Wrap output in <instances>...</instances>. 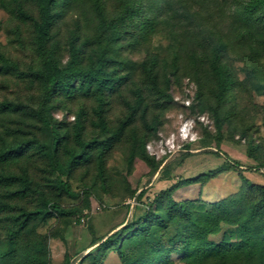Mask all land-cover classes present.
<instances>
[{
    "label": "rangeland",
    "instance_id": "rangeland-1",
    "mask_svg": "<svg viewBox=\"0 0 264 264\" xmlns=\"http://www.w3.org/2000/svg\"><path fill=\"white\" fill-rule=\"evenodd\" d=\"M121 1H105L107 18L116 12ZM136 1L142 17L154 21L141 38H127L118 44L117 54L127 61L130 76L126 84L108 94L107 126L115 128L126 117V103L132 104V90L140 86V63L151 56L158 58L159 82L171 101L154 108V97L144 91V118L138 114L121 140L104 156L106 182L99 177L95 156L68 176H60L76 196L56 188L59 176L49 171L42 158L28 154L17 164L0 165V171L26 170L32 180V191L24 199H5L6 191L0 188V202L10 207L0 212V251L6 249L10 216L19 209H35L42 198L56 201L70 215L53 214L44 220H33L20 237V246H30L42 238L46 242L47 264H93L90 258L80 260L87 252L95 251L92 243H99L122 226L142 218L149 208L162 212L163 206L152 201L179 178L206 173L223 163L231 165V170L206 183L183 186L173 192L175 201H193L195 209L203 210L243 192L241 176L249 183L264 186V77L248 58L250 51L256 50L255 65L264 70L262 20L258 16L252 22L245 20L243 7L248 0ZM23 7L30 20L19 19L10 0H0V54L10 62L0 63V102L32 109L46 107L51 119L62 122L69 130L76 112L84 109V138L99 136L93 126L95 102L90 95L45 101L43 86L32 76L40 65L33 34L37 10L26 0ZM95 23L87 0H80L63 12L52 29V41L60 47L62 64L67 59L69 40L76 37L79 43L91 39ZM213 49L219 50L220 63L232 79L225 104L219 110L223 119L219 135L212 114L216 84L209 65ZM91 51L92 46L88 45L85 57ZM0 135L7 141L12 135L47 141L39 122L13 113L0 115ZM133 149L136 152L130 162ZM234 232V225L221 224L218 233L207 238L215 244L225 239L233 242ZM169 263L187 264L175 253L170 254ZM101 264L122 263L110 250Z\"/></svg>",
    "mask_w": 264,
    "mask_h": 264
},
{
    "label": "trees",
    "instance_id": "trees-1",
    "mask_svg": "<svg viewBox=\"0 0 264 264\" xmlns=\"http://www.w3.org/2000/svg\"><path fill=\"white\" fill-rule=\"evenodd\" d=\"M26 1L32 3L37 10L33 34L35 53L40 58V65L32 72V76L43 86L45 101L90 95L95 102L92 110L93 126L100 135L84 138L87 117L84 109L76 112L69 130L62 122H54L46 107L32 109L2 101L0 115L19 114L39 122L47 141H40L35 136L20 139L15 135L7 141L0 135V165L17 164L28 154L42 158L49 171L59 176L56 188L70 196H76L68 182L62 181L60 176H68L95 156L99 177L103 183L106 182L104 156L121 140L138 114L140 118H144L147 110L144 91L154 97V108H160L171 101L170 94L159 82L158 58L151 56L140 63V86H135L132 90V104L126 103V117L115 128L107 126L105 112L108 94L126 84L130 76L126 70L127 61L117 54L118 44L127 38H141L152 28L154 20L142 17L136 0L121 1L116 12L109 18L106 16V0H87L96 18L93 35L91 39L79 43L76 37L71 38L67 47V59L62 64L60 47L52 41V29L63 12L80 0ZM10 5L19 19L30 20V15L23 7V0H10ZM243 11L246 21L252 22L258 16L264 26V0H248ZM88 45L92 46V51L85 57ZM257 57L258 52L252 49L248 58L256 72L264 77V70L255 65ZM173 60H177L176 56ZM0 63L8 65L10 62L0 54ZM209 70L216 84L212 114L216 133L219 135L223 125L219 110L225 104L232 79L220 63L218 49H213ZM146 126L153 130L152 126ZM135 152L133 149L130 162ZM231 169V165L223 163L206 173L177 179L170 187L160 191L152 201L153 204L163 206L162 212L149 208L142 218L122 226L99 243L93 242L95 251L87 252L80 260L90 258L93 264H101L103 256L114 250L122 264H170L169 256L172 253L180 255L187 264H264V186L249 183L241 176L245 190L211 204L207 210L195 209L193 201L177 202L172 198L173 192L183 186L206 183ZM0 188L6 191L5 199H24L32 191V180L26 170L18 173L0 171ZM6 204L0 202V212L10 208ZM53 214L70 215L56 201L45 198H42L35 209H19L16 214L11 215L6 249L0 251V264H47L45 239L38 238L30 246H20L19 240L33 220H44ZM221 224L235 226V241L225 239L215 244L208 240L209 235L218 233ZM171 231L174 233L169 236Z\"/></svg>",
    "mask_w": 264,
    "mask_h": 264
},
{
    "label": "built area",
    "instance_id": "built-area-1",
    "mask_svg": "<svg viewBox=\"0 0 264 264\" xmlns=\"http://www.w3.org/2000/svg\"><path fill=\"white\" fill-rule=\"evenodd\" d=\"M81 221H83V218H81Z\"/></svg>",
    "mask_w": 264,
    "mask_h": 264
}]
</instances>
